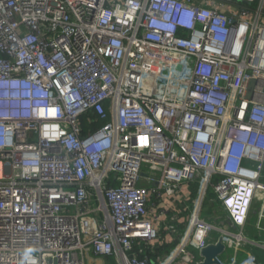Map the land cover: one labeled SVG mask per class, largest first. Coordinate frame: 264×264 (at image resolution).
I'll return each mask as SVG.
<instances>
[{
  "label": "built area",
  "instance_id": "1",
  "mask_svg": "<svg viewBox=\"0 0 264 264\" xmlns=\"http://www.w3.org/2000/svg\"><path fill=\"white\" fill-rule=\"evenodd\" d=\"M263 47L264 0H0V264H255Z\"/></svg>",
  "mask_w": 264,
  "mask_h": 264
},
{
  "label": "crops",
  "instance_id": "2",
  "mask_svg": "<svg viewBox=\"0 0 264 264\" xmlns=\"http://www.w3.org/2000/svg\"><path fill=\"white\" fill-rule=\"evenodd\" d=\"M257 239L264 241V237H257ZM163 245L159 246V248L155 249L154 252L148 253L147 256L150 259V261H156V260H163L167 257V254H169L170 250L173 249L172 247L175 245L171 244L173 242L169 241V238L164 237L162 240ZM173 245V246H172ZM195 254L199 257L198 252H195ZM254 255L256 258L255 264H264V251L261 249H255ZM88 264H111L110 262L106 263L103 260H95V258L88 257L87 258Z\"/></svg>",
  "mask_w": 264,
  "mask_h": 264
},
{
  "label": "bare ground",
  "instance_id": "3",
  "mask_svg": "<svg viewBox=\"0 0 264 264\" xmlns=\"http://www.w3.org/2000/svg\"><path fill=\"white\" fill-rule=\"evenodd\" d=\"M263 49H264V47H263ZM239 149H240L239 146L233 145L232 153H231L232 158H235L237 156Z\"/></svg>",
  "mask_w": 264,
  "mask_h": 264
},
{
  "label": "rangeland",
  "instance_id": "4",
  "mask_svg": "<svg viewBox=\"0 0 264 264\" xmlns=\"http://www.w3.org/2000/svg\"><path fill=\"white\" fill-rule=\"evenodd\" d=\"M228 253L231 254L232 253V249L228 250Z\"/></svg>",
  "mask_w": 264,
  "mask_h": 264
}]
</instances>
